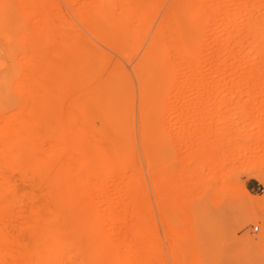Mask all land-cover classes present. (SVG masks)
Here are the masks:
<instances>
[{"label": "bare ground", "instance_id": "6f19581e", "mask_svg": "<svg viewBox=\"0 0 264 264\" xmlns=\"http://www.w3.org/2000/svg\"><path fill=\"white\" fill-rule=\"evenodd\" d=\"M18 1L20 8L30 6L28 3L38 6V0ZM86 1L89 15H96L99 45L85 44L77 49L79 52L70 47L73 52L69 62L32 60L30 67L27 65L30 70L21 74L22 80L4 87V93L12 91L18 98L11 105L3 100L0 104V264L6 257H11L13 264H157V250L152 251L149 246V198L143 163L148 165L151 154L163 146L161 136L150 133V121L168 103L171 96L166 95L167 89L180 85L174 56L185 67L183 77H187L190 88L184 87L189 93L192 89L199 93L202 88L204 96H212V87L216 86L217 98L241 96L229 91V83L242 84L247 80L246 61L241 56L244 47L239 46L238 58L231 64L228 44L223 41H218V52L210 63L219 74L218 79L196 76L202 64L201 53L207 47L208 33L204 36V28L215 21L224 23L226 32L231 33V27L232 31L238 28L235 22H227L224 13H198L199 1L174 0L130 74L121 61L130 42L136 43L148 28L160 0ZM209 1L204 3L210 11L220 2ZM30 9L33 10L28 8L29 12ZM42 11H33L34 21L30 19L33 22L29 23L38 24L33 26L38 28L34 33L40 36L43 32L45 38L46 32L58 31L52 11ZM260 25L255 26V43L262 60ZM239 35L243 37L242 27ZM43 45L47 49L49 41L43 39L41 49ZM108 51L118 57L111 65L113 58ZM260 73V65L250 71L255 90ZM134 82L139 91L138 131L132 120V107L137 100ZM179 85L175 86L179 91H175L185 97L187 89L184 91ZM2 97L1 93L0 101ZM221 100L213 104L214 110L231 105ZM190 105L194 109L195 102ZM192 108L191 112L186 110L191 116L195 114ZM51 115L61 127L58 134L47 125ZM193 117V127H207L215 135L216 124L222 125L217 130L219 136L227 130L221 121L195 125ZM190 136L189 142L193 139ZM192 144L195 145V136ZM213 147L220 148V144L213 143ZM15 173L27 186V194L21 196L17 192ZM101 198L106 200L100 203ZM250 203L264 212V200L253 199ZM103 204L107 205L104 209Z\"/></svg>", "mask_w": 264, "mask_h": 264}, {"label": "rangeland", "instance_id": "374dc122", "mask_svg": "<svg viewBox=\"0 0 264 264\" xmlns=\"http://www.w3.org/2000/svg\"><path fill=\"white\" fill-rule=\"evenodd\" d=\"M173 1L160 0L153 11L148 28L136 43L130 42L126 56L121 61L130 74L146 52L164 13ZM198 1L201 5L198 10L201 12H198L196 7L195 13H224L227 22H235L238 28L232 31L231 27V33L226 32V25L220 21L204 28V36L208 33L205 37L207 47H204L201 53L202 64L196 76L218 79L219 74L211 68L210 63L218 52V41H223L228 44L227 54L231 64L238 58L239 46L244 47L241 56L246 61L244 73L247 80L242 84L229 83V91L239 95L241 93V96L228 94L229 96L217 98L216 86L212 87V96H204L202 88L199 93L198 90L193 92L192 89L193 94H190L191 91L189 93L187 89V77H183L186 73L185 67L180 64L181 61L176 55L174 56L178 69L176 80L180 85L174 84L167 89L166 95L171 96L168 103L164 110L156 113V118L153 116L155 119L150 121V133H158L163 140V146L157 147L155 153L151 154L148 165L143 163L148 188L147 199L149 198V246L152 251H155V248L157 250V264H264V212L250 203L253 199L264 200V59H259L261 50L255 43L257 24H262L261 38L264 39V0H220L217 1L219 5L210 4L211 7L217 6L214 8L216 11H210V6L207 8L211 1L208 0L206 5L204 0H195V3ZM87 3L86 0H38V6L27 4L33 9H30V14L28 8L31 7L25 6L27 10L24 11V5L20 8L18 0H0V95H3L0 104L3 100L7 105H11L18 98L12 91L4 93V87L8 86L9 82L22 80L21 74L24 75L23 73L30 70L27 68V65L30 67V61L69 62L72 60V48L79 50L80 46L85 44L99 45L95 34L96 15H89L91 12L89 13L90 6ZM95 7L93 6L94 11ZM42 10H49V13L52 11V20L55 30L58 31L52 32L53 36L47 32L45 38L43 32H38L40 36H37L34 32L38 31V28H35L38 24L36 26L35 22V25L29 23L34 21L32 13H41ZM241 10L244 12H240ZM25 13L29 14V17L23 15ZM241 27L243 37L239 35ZM30 28L35 29L31 31ZM48 35L49 40H46ZM43 39L49 41L50 46L47 49L51 47L52 50H44V45L41 49ZM262 45L263 48L264 44ZM78 50L76 52H79ZM113 55L116 56L110 53L113 59L109 65L118 58ZM255 65L261 67L256 90L249 77ZM136 85L134 82L137 100L133 103L132 120L138 131L139 91ZM177 85H182L184 91L187 89L184 94L186 98L176 93L179 91L175 87ZM187 94H190V97ZM219 100L228 101L226 103L230 102L231 105L214 110L212 106ZM192 101L195 102L194 109L190 105ZM68 105L69 103L65 108ZM191 108L192 113H195V125L209 120L221 121L225 123L227 130L220 136L216 135L217 130L223 127L216 124L215 136L213 130L207 127H193L194 115L191 116ZM47 125L55 130V134L60 133L61 127L55 115L47 118ZM192 130H195V145L192 144ZM186 135L192 137V141L189 142ZM136 138L138 141V134ZM213 143L220 144V148L213 147ZM45 148H48V145ZM13 178L17 192L21 196L27 194L28 188L19 181L18 174H13ZM108 184L105 187L109 186L111 189ZM113 188L112 186V190ZM103 199H99V202L106 200ZM104 206L101 205V208L107 207ZM150 260L151 263L154 262L152 255ZM3 262L13 264V259L6 257Z\"/></svg>", "mask_w": 264, "mask_h": 264}]
</instances>
